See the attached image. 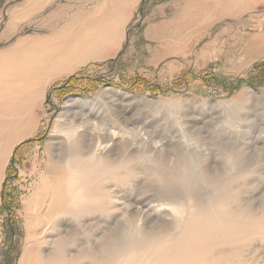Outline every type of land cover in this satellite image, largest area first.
Wrapping results in <instances>:
<instances>
[{
	"label": "rangeland",
	"instance_id": "1",
	"mask_svg": "<svg viewBox=\"0 0 264 264\" xmlns=\"http://www.w3.org/2000/svg\"><path fill=\"white\" fill-rule=\"evenodd\" d=\"M40 1L0 0V56L17 40L58 41L51 35L58 28L66 38L65 29L78 26L65 24L76 10L103 2ZM130 3L127 13L111 5L112 39L81 51L73 71L58 64L0 72L7 100L32 117L0 155V264H17L34 247L35 264H94L90 256L123 226L139 240L167 221L178 232L171 215L208 210L215 198L238 227L220 223L218 264H264V0ZM58 4L63 23L45 26ZM239 118L246 122L238 130ZM60 165L76 176L85 167H112L87 180L105 190V208L91 201L84 213H46ZM159 165L165 175L183 173L169 177L178 196L161 194L153 173Z\"/></svg>",
	"mask_w": 264,
	"mask_h": 264
},
{
	"label": "bare ground",
	"instance_id": "2",
	"mask_svg": "<svg viewBox=\"0 0 264 264\" xmlns=\"http://www.w3.org/2000/svg\"><path fill=\"white\" fill-rule=\"evenodd\" d=\"M228 1L232 2L234 0ZM52 15L54 14L49 15L50 17L44 20L45 26L47 22L51 24L56 20ZM108 24L109 22H106V24L96 23L92 25V28L95 29L93 31H87L89 27L83 23L78 24L76 27L67 25L69 29H65L66 38L62 37L60 33L61 30L63 31V28H58L57 31L52 30L51 35L54 39H60L58 41L48 40L52 39L51 37L46 40H41L42 37L17 40L11 49L8 51L6 49L7 52L1 53L0 72L5 73L7 70L13 68L20 69L31 66L36 67L40 71V68L50 69L52 66L58 64H62L61 68L65 74L71 72L76 66L74 62L80 59L81 51L86 49L92 51L93 47H101L106 41L109 42L107 40L108 37L112 39L108 32V28H110ZM38 27L35 29L38 30ZM42 27L45 30V27ZM10 28L9 21L6 30L9 32ZM121 36H123V32ZM112 43H114L113 40ZM114 45L113 47L115 48ZM41 48H56L57 52L54 55L48 54L42 51ZM50 83L51 81L46 82L43 87ZM2 88V82L0 81V155L7 151L10 140H12V134H18L12 131L18 129L19 125L25 126L32 120L30 115L21 114V109H23L21 104L7 100L8 93H5ZM26 96L29 99V104H26V106L30 108L29 105H34L35 103V93L33 91L26 92ZM75 164L81 165L78 161ZM89 165L91 166V164ZM104 171L113 172L110 166L103 169H95L92 166L85 167L76 176L72 171H67L66 166H58V174L50 180V185L48 184L47 187L46 213L67 211L73 207L77 208L79 213H84L89 207L91 208V201H99V205L103 203L105 208V203L103 202L105 190L99 184L90 186L87 181L88 179H92L91 181H93L97 177V173ZM153 173L156 176L157 185H160V189H162L161 194L164 197H176L180 194L181 190L176 188L169 177L179 179L182 178L183 173L174 172L171 176L169 174L165 175L163 165L153 167ZM218 199L215 198V204L213 203L214 205L208 210L205 208L198 211L188 209L182 218L179 217L182 212L177 211L179 214L172 213L173 215L171 216H178L176 227H174L178 232H174L171 222L167 221L159 226V228L161 227L160 231L156 229V231L145 232L144 230L147 234L143 236L144 240L141 237L139 240V238H135L136 235L129 232L128 228L126 229L122 225V231L119 230L121 234L119 236L112 234V238L109 237L104 241L101 251H96V254L91 255L90 258L94 264H218L217 256L215 255L217 252L215 250L220 223H227L228 230L232 229L235 231L238 228L233 219L230 218L228 212L224 213L220 211L219 205L221 206V202ZM162 204L169 205L170 207L168 202H163ZM142 205H146V202H142ZM147 205H150V203ZM106 212L109 211H101V213ZM146 212L143 214L147 218L150 216V211ZM224 215L226 218L223 217ZM38 254L39 251L35 247L30 249L24 248L18 258L17 264H35ZM54 263L52 261L49 262V264Z\"/></svg>",
	"mask_w": 264,
	"mask_h": 264
},
{
	"label": "crops",
	"instance_id": "3",
	"mask_svg": "<svg viewBox=\"0 0 264 264\" xmlns=\"http://www.w3.org/2000/svg\"><path fill=\"white\" fill-rule=\"evenodd\" d=\"M107 1L109 2L108 4H107ZM132 1L135 2L136 0H103V2L100 5H95L96 7H93L91 9L81 8V9L76 10L71 16L73 20L69 21V19H67L68 21H65V24H82L83 23L84 25L85 24L94 25L96 23H103V24H106V22L112 23L113 20L111 19V15L109 12V10L112 8L111 5H114L116 9L123 8V10H125V12L127 13V8L131 6L130 2ZM137 1L139 2L140 0H137ZM41 4H42V0L39 2V5ZM63 12H64L63 5L58 4L55 10V14L52 15L53 17L56 18V22L59 24L63 23L62 22L64 20L63 18H65V16L63 17ZM95 12L98 13L97 16H95Z\"/></svg>",
	"mask_w": 264,
	"mask_h": 264
},
{
	"label": "clouds",
	"instance_id": "4",
	"mask_svg": "<svg viewBox=\"0 0 264 264\" xmlns=\"http://www.w3.org/2000/svg\"><path fill=\"white\" fill-rule=\"evenodd\" d=\"M240 111L243 112L244 109L241 108ZM245 122H246V121H245L244 119L239 118V119H238V122H237V125H236L237 129L239 130V126L242 125V124H244Z\"/></svg>",
	"mask_w": 264,
	"mask_h": 264
}]
</instances>
